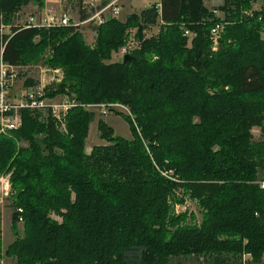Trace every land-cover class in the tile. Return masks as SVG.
<instances>
[{"label": "trees", "instance_id": "1", "mask_svg": "<svg viewBox=\"0 0 264 264\" xmlns=\"http://www.w3.org/2000/svg\"><path fill=\"white\" fill-rule=\"evenodd\" d=\"M79 1L84 22L112 0L91 12ZM31 4L44 0H0L3 60L19 67L46 59L62 69L63 82L46 95L74 106L65 131L49 115L22 110V127L0 134L12 225L24 229L4 251L0 220V264H243L245 255L264 264V0L212 9L205 0H161L160 11L107 18L93 44L74 25L15 24ZM132 30L136 62H114ZM98 104L128 107L133 118L118 115L133 138L100 119L106 144L88 154L97 115L85 107ZM187 199L200 219L176 214Z\"/></svg>", "mask_w": 264, "mask_h": 264}, {"label": "rangeland", "instance_id": "2", "mask_svg": "<svg viewBox=\"0 0 264 264\" xmlns=\"http://www.w3.org/2000/svg\"><path fill=\"white\" fill-rule=\"evenodd\" d=\"M158 0H120L119 7L121 8V13L117 17L121 22H125L127 18L132 14H140L143 10L149 8L150 4H155ZM80 1L79 0H44V6L39 7L36 4H31L27 9H23L19 19L15 20V24L17 25H25L26 21L31 17H36L38 22L42 19H48L51 17H55L57 20H60L62 16L68 15L72 18L74 22H78L81 20V10H80ZM103 0H96L92 3H89V7H98ZM208 8H216L219 7L223 0H205ZM93 5V6H92ZM256 9L261 7V4H256L254 6ZM220 16H222L220 14ZM107 18L114 17L113 14L108 11ZM97 26L96 21L91 22L82 26L81 32L86 38L87 43L93 44L96 34L95 27ZM135 31L132 30V34L130 38H135ZM159 31L158 27H154L147 33V36L150 37L155 35ZM11 28L7 27L4 30V35L11 34ZM129 38V39H130ZM46 59L41 60L37 64L27 65L23 68V71L18 73V78L14 84V87L11 89V96L13 99H20V96L28 89L34 88L40 79V66H49L46 62ZM113 61L120 62L122 59L118 56V53L113 54ZM32 82L31 84H27ZM97 117L95 121L91 124L89 137L86 143L87 153L90 154L92 148L95 146H100L106 144L104 141L100 139V133L98 131V122L100 119H103L107 125L113 129L115 136L125 138L127 140H132V130L131 126L126 120L125 115H118L123 112H114L108 116H103L99 111H93ZM124 114V113H123ZM254 137L256 140L260 139L261 131L256 128L253 131ZM10 176H2L0 175V220L2 222V244L3 250H7V248L16 240V232H18L21 236L23 235V225L22 223L18 225L16 229H14L12 225L13 221V210L11 208V198L9 193L11 192V184L9 182ZM264 182V181H262ZM261 182V183H262ZM260 183V185H261ZM191 213L193 212L197 219H200L198 206L195 202L190 199H187L186 203L176 207V214L183 213ZM54 219L61 221L58 217L53 216ZM1 264H16L14 260L7 259L3 257ZM179 264H197L195 262H191L189 260L184 261Z\"/></svg>", "mask_w": 264, "mask_h": 264}, {"label": "built area", "instance_id": "3", "mask_svg": "<svg viewBox=\"0 0 264 264\" xmlns=\"http://www.w3.org/2000/svg\"><path fill=\"white\" fill-rule=\"evenodd\" d=\"M96 0H84V8L91 12L92 9H96L95 5L89 7V3ZM120 0H112L107 6L100 10H97L88 20L81 22H74L71 17L64 15L60 20L55 17L48 19H42L38 22L36 17H31L26 21L28 27H53V26H69L74 25L76 27H82L91 22H95L97 26L101 25L107 19V13L110 11L114 17H118L121 13L119 7ZM159 11L161 9L158 6ZM160 13V12H159ZM161 15V13H160ZM162 22V21H161ZM7 27L4 25L1 27V33ZM224 32V26L218 25L213 29L211 33L214 50H217L221 35ZM133 35V34H131ZM185 36L193 37L189 31L185 32ZM139 42L135 38H130L125 46H123L117 53L120 59L126 55H135V52L139 50ZM26 66H11L3 60V50L0 52V134L8 135L14 131L19 130L22 127V110H30L44 114V116H51L60 125L61 130L65 131V118L73 108L74 104L67 97H60L51 99L47 97L46 91L54 86L60 85L64 78L65 73L62 69H55L50 66H40V79L38 80L34 88L26 90L19 98L13 99L11 96V89L18 78V73L23 71ZM89 111H99L103 116H108L114 112H123L133 118L131 111L128 107L122 104H98L89 105L85 107ZM261 188L264 189V182L261 183ZM251 255H245L243 258V264H251Z\"/></svg>", "mask_w": 264, "mask_h": 264}, {"label": "water", "instance_id": "4", "mask_svg": "<svg viewBox=\"0 0 264 264\" xmlns=\"http://www.w3.org/2000/svg\"><path fill=\"white\" fill-rule=\"evenodd\" d=\"M137 60V57L135 55H126L123 60L122 64L129 65L135 63Z\"/></svg>", "mask_w": 264, "mask_h": 264}, {"label": "crops", "instance_id": "5", "mask_svg": "<svg viewBox=\"0 0 264 264\" xmlns=\"http://www.w3.org/2000/svg\"><path fill=\"white\" fill-rule=\"evenodd\" d=\"M160 3H161V0H158V1H156L155 2V4H150V6H149V8L151 7V6H153V5H160ZM206 3V2H205ZM31 6V5H30ZM207 6V5H206ZM29 7V6H28ZM28 7H26V8H24V9H27Z\"/></svg>", "mask_w": 264, "mask_h": 264}]
</instances>
